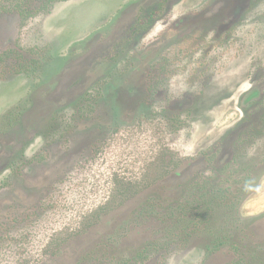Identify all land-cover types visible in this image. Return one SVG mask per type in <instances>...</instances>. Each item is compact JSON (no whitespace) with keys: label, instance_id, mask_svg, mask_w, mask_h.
Returning <instances> with one entry per match:
<instances>
[{"label":"rangeland","instance_id":"1","mask_svg":"<svg viewBox=\"0 0 264 264\" xmlns=\"http://www.w3.org/2000/svg\"><path fill=\"white\" fill-rule=\"evenodd\" d=\"M31 8L0 13V56L13 58L0 80V264H141L164 237L145 203L167 208L222 172L250 175L237 222L212 220L229 241L205 258L212 238L192 235L145 264H264V0ZM17 55L30 72L11 68Z\"/></svg>","mask_w":264,"mask_h":264},{"label":"trees","instance_id":"2","mask_svg":"<svg viewBox=\"0 0 264 264\" xmlns=\"http://www.w3.org/2000/svg\"><path fill=\"white\" fill-rule=\"evenodd\" d=\"M69 1L73 0H0V13L17 12L23 18L25 16L29 17L31 14H36L33 13L34 9L31 8V5L35 3L38 4L37 9L39 10L36 11L37 13L50 14L55 4ZM11 58L10 56H0V80L4 78L2 74L6 72L4 70L9 66L7 60ZM17 60L18 65L11 67L16 70V74L30 72L33 62H28L24 59L23 55H17ZM240 140L237 143V148L242 144ZM234 164L236 165V163ZM249 179L250 175L246 174L241 176L239 181L235 180L232 183H228L229 176L226 177L225 172H222L221 175L205 177L204 180L195 181L188 187L181 201L168 205L167 208H161V205L156 201L145 203L141 209L142 214H151L153 211L155 213L158 212V215L163 217L161 223L164 226V234H162L164 237L158 240L161 243H149L139 253L138 258L141 257L143 259L141 264H145L146 260L150 258L147 255L149 252L159 251L161 247L162 250H165L167 247L170 248L171 245H177L182 248L192 235L200 233L207 235L213 240L206 246L205 258L221 249L229 241V237L223 236L222 233L225 232L227 235L228 231H226V228L221 227L217 230L214 229L215 223L212 220L217 211L223 210L225 220L237 222L235 216L237 213H233L234 209H237L240 204L236 191L239 192L241 188L239 189L237 186H239L240 182L241 184H245ZM232 184L236 185L237 190L233 188ZM131 186H133L132 183L129 187ZM130 192L133 194V191ZM157 208H160L161 211H157ZM103 210L101 209V212ZM130 262L127 260L121 264H129Z\"/></svg>","mask_w":264,"mask_h":264}]
</instances>
